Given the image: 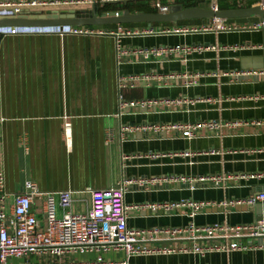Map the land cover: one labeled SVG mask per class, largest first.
Masks as SVG:
<instances>
[{
	"label": "crops",
	"instance_id": "1",
	"mask_svg": "<svg viewBox=\"0 0 264 264\" xmlns=\"http://www.w3.org/2000/svg\"><path fill=\"white\" fill-rule=\"evenodd\" d=\"M43 1L52 4L25 8L43 13L89 11L95 3L102 8L98 14L123 9L156 12V0L106 5L102 3L107 0ZM159 1L198 6L207 1L210 5V0ZM207 23L195 19L175 24H110L89 27L95 33L87 35L1 34L0 196L5 197L0 208L10 212L15 197L35 184L43 193L72 191L73 211H84L88 188L102 190L122 179H146L154 180V186L145 190L132 184L124 196L126 203L208 204L192 219L186 206L162 214L140 209L130 213L127 225L131 228L180 227L191 221L199 226L247 224L264 215V201L255 199L264 192V67L242 68L243 59L264 56V33L249 30L251 23L232 24L237 28L228 32H156ZM119 26L137 32L116 35ZM147 29L153 33H141ZM175 46L189 51L168 52ZM152 48L163 49V56L145 59L143 51ZM123 77L127 87L118 89ZM189 80L192 84L185 86ZM118 93L124 101L157 102L149 107L125 105L121 109ZM170 100H181L182 104L173 105L167 102ZM213 121L220 126L199 128L191 139L171 128ZM155 124L167 128L159 133L146 128ZM65 126L71 132L69 141L64 138ZM127 126L133 131L122 136V128ZM182 152L193 154L178 155ZM150 153L163 156L150 158ZM123 155L130 158L123 160ZM213 177L221 180L215 183ZM189 179L194 189H190ZM249 200L253 203L248 204ZM57 214L62 212L57 210ZM38 217L43 219L41 214ZM188 244L177 240L156 243L172 247ZM98 256L102 262H97ZM125 258L123 251L111 250L61 256L46 253L7 261L122 264ZM127 264H264V249L141 255L130 257Z\"/></svg>",
	"mask_w": 264,
	"mask_h": 264
},
{
	"label": "built area",
	"instance_id": "2",
	"mask_svg": "<svg viewBox=\"0 0 264 264\" xmlns=\"http://www.w3.org/2000/svg\"><path fill=\"white\" fill-rule=\"evenodd\" d=\"M90 1V0H89ZM111 1V0H107ZM79 2V1H72ZM218 0H210V4L218 8ZM257 3H264V0H258ZM52 2L43 0H0V16L15 17L25 7L46 6ZM156 12L167 13L169 4L161 3L159 0L154 2ZM264 27V19L257 24H251L249 30H259ZM232 24H224L219 19H211L207 24L198 26H174L157 30L158 33H199V32H228L235 30ZM137 31H124L118 27V34L130 35ZM153 33L152 29L141 31V33ZM43 33H70L75 35H87L95 33L89 27L78 26H44V27H26L13 26L1 27V34H43ZM100 33H103L100 31ZM108 33V32H106ZM139 33V31H138ZM120 47L117 45V50ZM189 51V48L175 46L168 52ZM118 59L119 53H117ZM162 57L163 49L152 48L143 51V57ZM192 84L188 81L185 86ZM127 87L126 79L118 84V89ZM119 107L122 109L125 105L135 107H149L156 104L155 100L124 101L122 94L118 93ZM173 105H181V100L167 101ZM184 102V101H183ZM166 103V102H165ZM166 103V104H168ZM220 123L217 121L203 123H183L171 125V128L182 132L187 139L194 137V131L199 128L214 129L218 128ZM66 127V126H65ZM154 133H159L166 129L164 125H151L147 127ZM132 127H123L122 136L131 133ZM64 138L70 140L71 132L67 127L64 129ZM193 153L182 152L178 155L189 157ZM158 153H150L148 157L156 158ZM129 155H123V160L129 159ZM181 182L185 178H176ZM198 181L205 182V178H198ZM215 183L221 180L220 177L211 178ZM190 189L195 185L189 179ZM3 178L0 175V187H2ZM137 184L145 190L154 186V180L146 179H122L116 185L107 189L93 190L88 188L89 194L88 206L84 211H73L75 202L73 193L70 190H62L56 193H43L35 184L29 185V190L15 197L12 210L5 212L0 208V264H11L8 258L27 259L31 255L51 254L61 256L66 253H84L96 252L103 253L107 251L121 250L125 254V260L122 264H127V260L133 256L141 255H170L180 253H191L205 255L215 251L230 253L232 251H245L264 249V215L260 216L252 223L247 224H211L196 225L192 221L185 226L180 227H153L149 229L131 228L127 225V220L131 217V212L144 209L152 213H172L175 209L186 206L189 209L188 217L192 219L195 215L204 210L208 203L202 201H180L172 203H142L128 204L124 201V196L131 185ZM5 195L0 196V205ZM255 199L264 201V192L256 195ZM252 204L253 201H247ZM57 210L62 215L57 214ZM41 214L43 221L38 217ZM261 242H257V240ZM188 241V245L157 246V242L162 241ZM218 240V243L215 241ZM153 244V245H152ZM97 262H102L100 256ZM18 264H28L27 262Z\"/></svg>",
	"mask_w": 264,
	"mask_h": 264
},
{
	"label": "water",
	"instance_id": "3",
	"mask_svg": "<svg viewBox=\"0 0 264 264\" xmlns=\"http://www.w3.org/2000/svg\"><path fill=\"white\" fill-rule=\"evenodd\" d=\"M127 0L103 1L106 4H126ZM99 9L95 3L91 4L88 11L70 10H51L43 13L40 10L31 11L28 8L22 9L15 16L1 17V27L26 26H78V27H97L110 24L127 23H177L184 20H211L219 19L224 24H257L264 19V3H255L248 7H237L221 9L210 4L208 7L192 6L183 7L181 4L169 5L167 13L159 12H130L128 9L106 12L98 14ZM264 33V27H259ZM264 67V56L252 57L242 60V68L262 69Z\"/></svg>",
	"mask_w": 264,
	"mask_h": 264
},
{
	"label": "rangeland",
	"instance_id": "4",
	"mask_svg": "<svg viewBox=\"0 0 264 264\" xmlns=\"http://www.w3.org/2000/svg\"><path fill=\"white\" fill-rule=\"evenodd\" d=\"M228 2L231 3L232 5H235V6L243 5V6H240V7H248L251 4H253L255 2V0H218V5L217 6H218V8H220L221 5L226 6V4H228ZM206 3H207V1L206 2H200L199 4L200 5L204 4V5H201V6L208 7L209 5H206ZM208 3H210V1H208ZM196 6H198V5H196ZM184 22H186V21H184Z\"/></svg>",
	"mask_w": 264,
	"mask_h": 264
},
{
	"label": "trees",
	"instance_id": "5",
	"mask_svg": "<svg viewBox=\"0 0 264 264\" xmlns=\"http://www.w3.org/2000/svg\"><path fill=\"white\" fill-rule=\"evenodd\" d=\"M197 4L196 3H187L185 5H182L183 7H192V6H196ZM221 9H230V8H235V5H232V4H226V6H223L221 5L220 7ZM184 21H187V20H184ZM178 22H182V21H178Z\"/></svg>",
	"mask_w": 264,
	"mask_h": 264
}]
</instances>
